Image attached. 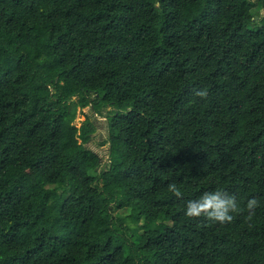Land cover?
Here are the masks:
<instances>
[{
    "label": "trees",
    "instance_id": "16d2710c",
    "mask_svg": "<svg viewBox=\"0 0 264 264\" xmlns=\"http://www.w3.org/2000/svg\"><path fill=\"white\" fill-rule=\"evenodd\" d=\"M261 9L0 0V264H264ZM218 189L232 222L186 217Z\"/></svg>",
    "mask_w": 264,
    "mask_h": 264
},
{
    "label": "clouds",
    "instance_id": "9594fccd",
    "mask_svg": "<svg viewBox=\"0 0 264 264\" xmlns=\"http://www.w3.org/2000/svg\"><path fill=\"white\" fill-rule=\"evenodd\" d=\"M195 95L203 98L207 93L206 91H198ZM168 191L177 197L181 196V192L175 183H170L168 185ZM246 207L249 212L247 219L251 221L255 215V209L259 207L258 199L252 198L248 200ZM238 210L235 197L218 189L212 192H205L197 199L188 200L186 202L185 215L188 218L204 216L209 221L223 224L232 222V213H235Z\"/></svg>",
    "mask_w": 264,
    "mask_h": 264
},
{
    "label": "rangeland",
    "instance_id": "374dc122",
    "mask_svg": "<svg viewBox=\"0 0 264 264\" xmlns=\"http://www.w3.org/2000/svg\"><path fill=\"white\" fill-rule=\"evenodd\" d=\"M255 10H259V8L257 7ZM260 14L264 15V9L260 10ZM256 21H259V19ZM111 109L112 108H108L107 111ZM107 111L103 114H97L92 110L91 106H88L78 112L77 118L75 120V124L78 127H80L85 122L87 117H90L95 122L97 126L96 133L86 145L100 155L102 164L109 163V144H101L108 137V121L106 118Z\"/></svg>",
    "mask_w": 264,
    "mask_h": 264
},
{
    "label": "water",
    "instance_id": "95a60500",
    "mask_svg": "<svg viewBox=\"0 0 264 264\" xmlns=\"http://www.w3.org/2000/svg\"><path fill=\"white\" fill-rule=\"evenodd\" d=\"M256 20H258L259 19V16H256V18H255Z\"/></svg>",
    "mask_w": 264,
    "mask_h": 264
}]
</instances>
